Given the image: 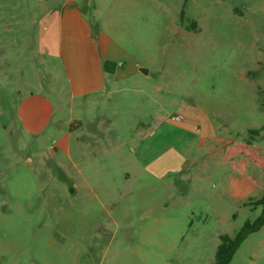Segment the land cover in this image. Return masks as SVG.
<instances>
[{"label":"rangeland","instance_id":"1","mask_svg":"<svg viewBox=\"0 0 264 264\" xmlns=\"http://www.w3.org/2000/svg\"><path fill=\"white\" fill-rule=\"evenodd\" d=\"M65 1L0 0V264H213L220 235L262 211L264 0H78L146 68L84 103L60 54ZM187 104L228 138H170ZM69 123L76 164L57 149ZM183 140V170L148 167ZM230 264H264V226Z\"/></svg>","mask_w":264,"mask_h":264},{"label":"crops","instance_id":"2","mask_svg":"<svg viewBox=\"0 0 264 264\" xmlns=\"http://www.w3.org/2000/svg\"><path fill=\"white\" fill-rule=\"evenodd\" d=\"M84 11L78 0H66L62 5L59 17L60 54L68 78V91L72 100L77 99L81 103H84V99L87 97L105 91L114 79H124L127 76L142 73L141 70L145 67L140 60L123 49L108 34L93 28ZM149 72L151 71L149 70ZM49 103L51 110L46 120L47 123L53 120L56 112L54 101ZM72 106L74 107V104ZM178 114L184 118L176 123L177 130L171 132L170 138L177 137L178 139L187 134H195L190 137H192V143L198 147L202 146L206 139H210L213 142L211 147H215L220 144L219 141L228 138V136L218 138L212 116L202 105L187 104L186 108L176 113V115ZM170 122L173 123V121ZM45 125L32 128L29 122L24 126L28 133L39 134L43 132ZM79 129L78 126L73 127L72 123H69L66 130L61 127L56 128V133L61 136L57 141V149L64 150L72 164H76L74 155L78 153L73 148V137L76 130L79 131ZM159 130H165L162 120L158 121L151 136H154ZM177 134L178 136H175ZM78 141V144L82 146V140L80 141L78 138ZM152 143H156L155 138L151 139L149 145ZM183 145H185L184 140L178 141L177 145L169 141L161 152L156 153L147 162L148 167L152 166L154 169L164 172L173 169L183 170V167L176 163L181 159L186 160L194 153L193 151L190 153L188 148H183ZM218 150H222V146ZM171 152L173 155L168 156Z\"/></svg>","mask_w":264,"mask_h":264},{"label":"trees","instance_id":"3","mask_svg":"<svg viewBox=\"0 0 264 264\" xmlns=\"http://www.w3.org/2000/svg\"><path fill=\"white\" fill-rule=\"evenodd\" d=\"M254 204L262 206L260 215L253 221H246L235 235L232 236L228 233L220 235V242L215 252L213 264H230L243 241L251 233L260 230L264 226V192L261 197L254 200Z\"/></svg>","mask_w":264,"mask_h":264},{"label":"built area","instance_id":"4","mask_svg":"<svg viewBox=\"0 0 264 264\" xmlns=\"http://www.w3.org/2000/svg\"><path fill=\"white\" fill-rule=\"evenodd\" d=\"M182 117L180 115L177 116V119H181Z\"/></svg>","mask_w":264,"mask_h":264},{"label":"water","instance_id":"5","mask_svg":"<svg viewBox=\"0 0 264 264\" xmlns=\"http://www.w3.org/2000/svg\"><path fill=\"white\" fill-rule=\"evenodd\" d=\"M144 70H146V68H143ZM143 71V70H142Z\"/></svg>","mask_w":264,"mask_h":264}]
</instances>
